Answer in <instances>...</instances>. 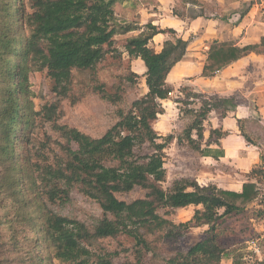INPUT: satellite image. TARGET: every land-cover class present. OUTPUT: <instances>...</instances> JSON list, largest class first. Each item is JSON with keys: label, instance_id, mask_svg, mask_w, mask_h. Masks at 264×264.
I'll list each match as a JSON object with an SVG mask.
<instances>
[{"label": "trees", "instance_id": "trees-1", "mask_svg": "<svg viewBox=\"0 0 264 264\" xmlns=\"http://www.w3.org/2000/svg\"><path fill=\"white\" fill-rule=\"evenodd\" d=\"M129 3L140 6L139 0H0V264H115V253L93 246L123 235L135 239L136 257L144 261L158 243L173 242L203 225L209 227L205 236L165 264H221L233 250L221 242L219 222L246 213L255 202L260 204L255 216L264 218V154L241 190L203 186L186 177L164 186L165 149L176 137L159 141L155 122L165 112L162 101L173 92L168 76L184 58L189 40L174 36L157 51L151 46L154 37L175 30L151 22L141 26L136 17L120 20L117 7L124 5L126 13ZM135 31L121 51L116 36ZM257 47L215 40L202 76H213ZM122 52L144 62L147 92L127 110L118 109L116 123L99 137L61 123L59 106L72 98L74 71L94 69L108 53L120 58ZM38 71L47 72L58 98L40 110L30 79ZM134 75L128 77L132 82ZM95 90L114 104L123 100L121 86L115 93L103 85ZM215 109L224 116L237 105L232 98H205L198 109L186 110L193 118L178 142L203 156L219 157L210 145L226 132L212 128L202 146L205 121ZM45 123L53 134L44 131L41 141L36 135ZM75 188L103 210L92 227L52 208L69 200ZM137 188L145 192L143 197H120ZM191 205L200 208L187 222L175 223L160 213ZM233 263L252 264L240 252Z\"/></svg>", "mask_w": 264, "mask_h": 264}, {"label": "rangeland", "instance_id": "rangeland-1", "mask_svg": "<svg viewBox=\"0 0 264 264\" xmlns=\"http://www.w3.org/2000/svg\"><path fill=\"white\" fill-rule=\"evenodd\" d=\"M143 1L146 4L150 0ZM129 4L126 13L124 5L117 7L116 11L120 20L126 17L128 19L136 17L137 21L141 23L146 20L141 10L152 12L149 5L144 8L142 5ZM138 32L116 36V46L122 51L126 37ZM168 33L171 38L177 36L176 32ZM151 42L153 43L151 46L153 45L156 50L159 49L154 40ZM132 73H136L133 76L135 82L128 78ZM145 73L146 66L144 62L141 59L129 58L126 52H122L120 58L113 53H108L96 68L74 71L72 98H66L60 102V122L77 127L94 137L101 136L118 120V109L127 110L134 100L147 92ZM181 78L171 76L175 83L173 92L168 99L162 102L165 112L159 115L158 120L155 122V128L160 135L159 141H166L170 135L176 137L165 149L167 181L164 182V186L168 187L175 179L186 177L197 180L203 186L217 185L225 189H240L243 183L250 179L249 173L254 165L250 157L255 156V154H251L246 147L253 146L254 151L259 152L257 154L260 162V156L264 154V123L259 118L256 120L240 119L241 122L238 119L240 130L242 128L248 135L241 130L242 139L245 143L241 154L230 153L226 155L213 142L210 147L218 154L220 152L219 157L222 156L225 159L221 160V157L201 155L200 152L190 148L187 144L179 143L178 136L182 135L183 130L193 118L192 114L186 110L198 109L207 96L193 90V82L191 81H194L195 78ZM30 79L37 110H40L45 104L58 101L53 91V82L46 71L35 72ZM98 85H103L111 93H115L116 88L121 86L124 90L123 100L118 104H114L102 98L95 90ZM222 109L217 110L220 116L225 113ZM213 111L205 121L206 130L205 138L202 140L203 147L207 145L209 131L214 126L213 120L211 121L215 113ZM225 115H227V112ZM44 131L53 134L50 124L45 123L44 126L40 127V133L36 135V138L43 141L45 139ZM144 194L143 190L137 188L130 194L120 197L132 200L143 197ZM259 206L260 204L255 202L250 205L246 213L229 216L219 222L220 240L224 246L233 250L230 255L223 259L221 264H234L236 252L243 253L244 259L250 260L252 264H261L264 261V218L259 219L255 216V210ZM52 208L59 214L79 219L91 227L103 217V210L99 203L82 194L76 188L73 189L69 200L53 203ZM198 208L200 206L191 205L186 208L175 209L170 213L168 209H161L160 213L166 218L172 219L175 223H182L189 221ZM208 228V225L193 226L185 231L184 235L178 240L158 243L157 251L150 252L144 261L136 257L138 247L135 239L126 235L118 238L101 239L93 247L97 251L115 253V264H165L166 259L171 255L178 251H187L190 246L202 239Z\"/></svg>", "mask_w": 264, "mask_h": 264}, {"label": "crops", "instance_id": "crops-1", "mask_svg": "<svg viewBox=\"0 0 264 264\" xmlns=\"http://www.w3.org/2000/svg\"><path fill=\"white\" fill-rule=\"evenodd\" d=\"M139 1L140 6L145 8L149 5L152 10L151 13L141 10L146 19L139 22L141 26L151 22L164 30L174 29L177 37L189 40L187 52L170 72L168 82L174 86L172 75L182 77L181 79L195 78L191 81L195 92L207 97L232 98L236 102L237 109L227 111L225 116H220L217 110L213 111V128H221L226 132L218 139V143L213 144L226 155L241 154L245 143L238 119L259 118L264 123V47L261 46L264 42V0H150L146 4L143 0ZM168 39H171L168 32L154 37L153 40L159 47L157 51L163 48ZM215 40H232L239 46L258 47L217 70L213 76L204 77L202 69ZM246 148L251 154H255L250 157L253 164L260 163L259 152L254 151L253 146ZM220 157L221 160L225 159Z\"/></svg>", "mask_w": 264, "mask_h": 264}]
</instances>
